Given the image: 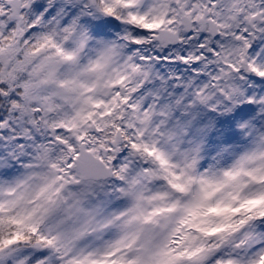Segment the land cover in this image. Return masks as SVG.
Wrapping results in <instances>:
<instances>
[{
	"label": "snow or ice",
	"instance_id": "snow-or-ice-1",
	"mask_svg": "<svg viewBox=\"0 0 264 264\" xmlns=\"http://www.w3.org/2000/svg\"><path fill=\"white\" fill-rule=\"evenodd\" d=\"M100 17L151 35L125 30L120 39L135 46L127 54L125 44L98 41L101 47L82 64L80 49L90 38L83 21ZM150 41L151 52L144 48ZM62 65L69 70L61 73ZM221 77L248 84L228 85L237 109H252L236 125L247 145L218 174L193 177L195 157L184 153L183 167L173 161L178 149L167 125L193 88L200 98L207 80ZM259 82L264 0H0V264H264ZM101 149L126 153L113 175L127 203L92 216L86 227L42 228L41 201L53 202L52 174L72 167H60L69 159L93 174ZM136 159L145 166L132 171ZM143 181L164 187L146 197ZM200 209L223 217L215 235L177 249L181 240L199 239L176 237L182 225L195 227L191 218ZM161 220L172 226L157 241L153 226L167 227Z\"/></svg>",
	"mask_w": 264,
	"mask_h": 264
},
{
	"label": "clouds",
	"instance_id": "clouds-1",
	"mask_svg": "<svg viewBox=\"0 0 264 264\" xmlns=\"http://www.w3.org/2000/svg\"><path fill=\"white\" fill-rule=\"evenodd\" d=\"M79 10V7L69 9L72 12H78ZM83 22L88 25L90 38L86 46L80 49V62L82 64L86 63L90 57H93L95 50L101 47L98 41H115L118 45L125 44L126 48L123 51L127 54L135 46L128 41L120 39L125 30L133 31L137 34L151 35L150 30L137 29L134 26L124 25L107 17H100L94 21L85 18ZM39 30L43 31L45 29ZM62 37L63 33H59L56 36L57 41H61ZM155 46V42L150 41L144 45V48H147L151 52ZM20 48L22 51L19 54V58L23 59L25 46L21 44ZM120 59L122 60V57ZM30 70L31 68L29 67ZM67 70H69V66L67 65L60 67L61 73ZM232 83L244 89L248 88V84L240 81L238 78L229 80L221 77V79L216 81L207 80V87L200 88V98L192 95V92L197 90L193 88L192 92L189 93L190 99L185 101L184 108L178 109L168 122L167 130L174 133L171 143L175 144L178 149L173 156V161L179 162L181 167H183L184 153H187L190 157H195V166L189 169L193 177H198L201 174L211 177L214 173L218 174L220 169L231 163L233 153L243 151L247 145V139L236 125L243 116L251 114L252 109L246 107L237 109V105L234 104L235 98H229L230 90L228 85ZM259 83L260 88L254 90L264 91V82ZM190 100L194 101V104L190 105ZM228 109H232L233 111H228ZM177 120L180 122L179 125L177 124ZM256 124L258 127L264 128V120L258 118ZM197 145L200 146L198 153L192 151ZM162 146L170 149V145L163 144V142ZM228 146H231L230 151H222V149ZM98 155L100 159L93 160L95 171L91 175L82 174L79 160L72 161L69 159L68 161L61 162L60 167H64L65 163L72 164V167L65 168L62 173L52 174L54 183L50 191L53 193V202L41 201L46 209V217L44 224L41 226L42 228L51 225L55 226L58 230L64 231L86 227L92 216L101 218L104 215L110 214L115 208L127 203L117 191L118 188L124 185L113 175V172L118 170L119 166L125 162L123 156L126 153L117 154L105 152L101 149ZM109 156H119V158L109 160ZM144 166L142 161L136 159L135 163L131 166V170L138 171ZM14 171L17 170L14 169ZM21 172L22 170L17 171V174H21ZM58 176L62 177V179H55ZM163 187L160 181H143L141 185L143 194L146 197L152 195L157 190H162ZM197 187V184L194 183L192 191L195 192ZM55 189H59V192H55ZM189 198L184 197V199ZM210 202L215 204V199ZM199 212L200 214L191 218V223L195 227L182 225V231L176 237V239H180L184 233H189L191 236L198 237L199 239L196 241L181 240L179 244L174 245L177 249L182 248L190 242L199 243L200 240H205L215 235L212 229L218 226L223 217L212 213L205 215V209H200ZM174 215H179V212ZM161 223L167 224V227L153 226L157 241L163 240L167 234V230L172 226L163 220H161ZM205 233L209 234L208 237L204 235Z\"/></svg>",
	"mask_w": 264,
	"mask_h": 264
}]
</instances>
